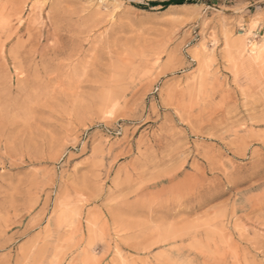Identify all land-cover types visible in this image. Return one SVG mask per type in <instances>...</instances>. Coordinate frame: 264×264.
I'll list each match as a JSON object with an SVG mask.
<instances>
[{"label": "rangeland", "instance_id": "374dc122", "mask_svg": "<svg viewBox=\"0 0 264 264\" xmlns=\"http://www.w3.org/2000/svg\"><path fill=\"white\" fill-rule=\"evenodd\" d=\"M168 1L0 0V264H264V0Z\"/></svg>", "mask_w": 264, "mask_h": 264}, {"label": "trees", "instance_id": "16d2710c", "mask_svg": "<svg viewBox=\"0 0 264 264\" xmlns=\"http://www.w3.org/2000/svg\"><path fill=\"white\" fill-rule=\"evenodd\" d=\"M184 1H188V2H190V0H170V1H168V2L163 3L162 6H167V5H171V4L180 5V4H182Z\"/></svg>", "mask_w": 264, "mask_h": 264}, {"label": "bare ground", "instance_id": "6f19581e", "mask_svg": "<svg viewBox=\"0 0 264 264\" xmlns=\"http://www.w3.org/2000/svg\"><path fill=\"white\" fill-rule=\"evenodd\" d=\"M240 42H241V41H240ZM240 42H239V43H240ZM244 44H245V43H244ZM240 45H241V43H240ZM240 45H239V46H240ZM245 47H246V46H245ZM258 47H259V46H258ZM243 48H244V47H243ZM254 48H255V47H254ZM237 50H238V49H237ZM256 50H257V49H256ZM253 51H254V50H253ZM252 53H253V52H252ZM248 57H249V56H248ZM245 58H246V57H245ZM250 60H251V59H250ZM253 63H254V62H253Z\"/></svg>", "mask_w": 264, "mask_h": 264}]
</instances>
